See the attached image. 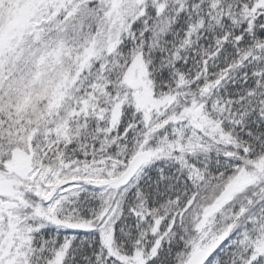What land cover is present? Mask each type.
I'll return each mask as SVG.
<instances>
[{
	"label": "snow or ice",
	"instance_id": "obj_1",
	"mask_svg": "<svg viewBox=\"0 0 264 264\" xmlns=\"http://www.w3.org/2000/svg\"><path fill=\"white\" fill-rule=\"evenodd\" d=\"M0 264H264V0H0Z\"/></svg>",
	"mask_w": 264,
	"mask_h": 264
}]
</instances>
